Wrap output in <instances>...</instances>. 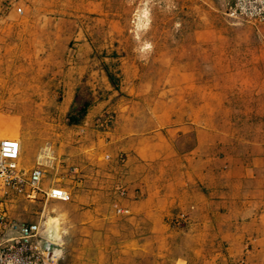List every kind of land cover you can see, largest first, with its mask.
Here are the masks:
<instances>
[{
  "label": "rangeland",
  "instance_id": "rangeland-1",
  "mask_svg": "<svg viewBox=\"0 0 264 264\" xmlns=\"http://www.w3.org/2000/svg\"><path fill=\"white\" fill-rule=\"evenodd\" d=\"M227 1L0 0V139H20L26 169L40 154L52 157L43 184L71 192L68 202L7 207L16 219L44 223L58 264H212L207 240L196 250L183 234L196 223L189 209L155 228L142 215L113 213L115 232L105 236L81 189L112 171L127 183V167L103 159L117 145L114 132L124 146L182 114L196 115L201 129L264 135V18L244 0L237 9ZM22 31L28 40L17 50L10 38ZM193 144L192 133L173 140L175 151ZM181 211L188 220L175 225Z\"/></svg>",
  "mask_w": 264,
  "mask_h": 264
},
{
  "label": "crops",
  "instance_id": "crops-1",
  "mask_svg": "<svg viewBox=\"0 0 264 264\" xmlns=\"http://www.w3.org/2000/svg\"><path fill=\"white\" fill-rule=\"evenodd\" d=\"M12 14L19 18L16 11ZM32 16L27 20L32 21ZM26 40L24 31L10 38L17 50ZM195 116L184 120L182 114L172 115L166 130L152 127L142 135L129 136L124 146L125 136L114 132L117 145L114 151H106L114 158L120 150L127 155V193L120 202L129 207L130 218L142 215L152 228L176 208L189 209L196 223L183 234L192 239L196 250L207 240L215 251L209 263L264 264V135L201 129L193 125ZM187 133L193 134L194 144L175 151L174 138ZM107 176L98 185L85 184L87 189H81V198L93 205L90 211L105 236L116 226L112 222L115 173Z\"/></svg>",
  "mask_w": 264,
  "mask_h": 264
},
{
  "label": "built area",
  "instance_id": "built-area-1",
  "mask_svg": "<svg viewBox=\"0 0 264 264\" xmlns=\"http://www.w3.org/2000/svg\"><path fill=\"white\" fill-rule=\"evenodd\" d=\"M16 13L23 14L21 7ZM22 147L20 139L3 137L0 139V264H58V255L54 251V241L50 236H43L45 229L41 221L24 222L14 218L8 211L7 202L23 199L34 202L43 199L71 200V192L63 186L52 183L43 184L46 166L52 157L38 155L33 165L26 169L21 165ZM103 159L124 166L126 156L119 153L112 157L105 154ZM71 171L76 173L77 168ZM115 197L112 201L113 213L116 216H130L129 207L122 205L120 200L127 193V183L122 177L113 183ZM187 213L181 211L173 217V223L180 225L187 222Z\"/></svg>",
  "mask_w": 264,
  "mask_h": 264
},
{
  "label": "trees",
  "instance_id": "trees-1",
  "mask_svg": "<svg viewBox=\"0 0 264 264\" xmlns=\"http://www.w3.org/2000/svg\"><path fill=\"white\" fill-rule=\"evenodd\" d=\"M237 1L238 0H228L227 5L229 6L230 9L231 8L237 9ZM244 1H245L246 5H248L249 8L254 7L255 9H258L259 16L264 18V0H244ZM105 71H106V75H107V78L109 79V81L112 84H114V81L112 79V75L107 71V68H105ZM84 113H85V109L81 108L80 114L83 115ZM70 122L71 123H78L79 119L78 118H72V119H70Z\"/></svg>",
  "mask_w": 264,
  "mask_h": 264
},
{
  "label": "bare ground",
  "instance_id": "bare-ground-1",
  "mask_svg": "<svg viewBox=\"0 0 264 264\" xmlns=\"http://www.w3.org/2000/svg\"><path fill=\"white\" fill-rule=\"evenodd\" d=\"M7 137H9V136H7ZM51 222H53V223H54V222H56V220H54V218H53ZM55 225H56V224H55ZM55 228H56V227H55Z\"/></svg>",
  "mask_w": 264,
  "mask_h": 264
}]
</instances>
